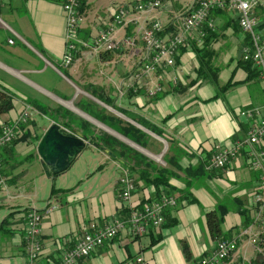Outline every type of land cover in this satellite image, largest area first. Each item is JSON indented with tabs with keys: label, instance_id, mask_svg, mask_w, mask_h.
<instances>
[{
	"label": "crops",
	"instance_id": "1",
	"mask_svg": "<svg viewBox=\"0 0 264 264\" xmlns=\"http://www.w3.org/2000/svg\"><path fill=\"white\" fill-rule=\"evenodd\" d=\"M83 1L87 10V0ZM193 1L179 0L177 5L186 8ZM168 8L171 10V6ZM114 11L111 10L106 23L102 22L97 28L86 25L83 15L75 63L65 68L62 65L66 53L63 3L0 0V71L14 76L32 90H38L46 99L73 100L79 112L59 105L58 108L70 114L66 115L67 119L77 127L72 131L99 144L90 142L75 161L80 160L72 177L68 180L61 177L56 185L47 181L37 153L39 143L27 145L22 141L0 152L3 173L7 171V175L4 173L7 187L0 186V264L28 263L25 240L29 211L44 213L41 264H59L85 232L102 229L115 219L126 218L127 207L118 197L123 169L129 170L136 180L137 190L133 196L136 206L148 204L159 191L177 200V206L166 212L169 226L151 230L143 237H134L127 229L78 264H137L141 256L146 264H197L211 254L217 244L209 234L206 215L226 201L236 202L239 206L226 214L222 225L224 235L238 240L236 258L247 264L254 261L264 264L252 242L253 235L258 233V225L254 222L245 227L246 217L241 213L243 210L252 213L256 207L254 197L260 188H264L260 174L250 168L247 154L241 155L228 170L211 172L206 168V161L216 145L231 147L247 136L251 122L241 118L240 113L264 107V83L242 61V48L249 42L248 38L230 13L213 15L216 35L204 53L210 57L207 58L211 67L208 80L199 78L200 60L195 50L205 48L192 40L190 46L179 53L174 67L161 69L143 83L144 88L139 92L125 91L124 97L120 98L122 83L140 66L142 56L134 57L126 48L108 53L85 46L111 23ZM173 12L171 10V17H174ZM256 15L264 32V0L257 7ZM122 30L125 35L120 41L133 36V27L119 29L117 34ZM10 40L14 43L10 44ZM139 49L143 51L142 44ZM124 60H129L130 68L127 70L124 66L126 72L114 75L111 72L114 63L122 66ZM18 70L38 81L47 79L46 73L51 72L71 90L54 88L56 94L53 95L21 77ZM1 77L0 86L13 93L15 99L31 101L28 99L32 98L13 89ZM48 84L56 87L51 81ZM156 84H162L164 92L156 99H149L147 90ZM228 84L233 86L226 90ZM24 104L31 105L16 101L15 109L0 117V128L16 121ZM103 113L123 127L132 126L140 131L144 145L136 144L102 123L99 116ZM37 124L43 137L49 127L38 121ZM145 124L159 129L162 136L150 131ZM22 148L28 149V154L17 160L16 150ZM146 153L162 158V164ZM30 160L38 162L35 165L37 178H27L29 169L25 166ZM157 169L170 173L167 188L156 189L148 183L150 176L157 174ZM53 188L66 193L52 197ZM262 192L264 197V190ZM49 209L53 211L47 213ZM250 227L252 236H242ZM184 245L189 248V259L184 254ZM249 250L254 251L255 257L248 262L242 253Z\"/></svg>",
	"mask_w": 264,
	"mask_h": 264
},
{
	"label": "built area",
	"instance_id": "2",
	"mask_svg": "<svg viewBox=\"0 0 264 264\" xmlns=\"http://www.w3.org/2000/svg\"><path fill=\"white\" fill-rule=\"evenodd\" d=\"M63 3V11L66 16V53L62 61L65 68L72 67L75 63V55L78 52V30L83 23L80 13L82 0H52ZM177 0H135L128 5H117L111 23L100 30L97 37L89 46L97 51L104 50L114 53L126 48L134 57L142 56L140 66L132 73L126 82L122 83L119 90L120 98L125 91L137 93L143 87V83L161 69L175 66L176 58L184 47L192 40L202 45L208 32H215L216 25L212 19L215 12L230 13L238 23L242 33L249 42L242 48V60L251 62L264 83V32L261 30V22L256 15V9L261 0H194L186 7L187 13L178 16L172 24L175 32L164 33L165 26L155 16L168 6L174 5ZM174 13V12H173ZM0 25L1 21H0ZM133 27V36L121 41L116 40L119 29ZM13 44V40L9 41ZM143 45V51L139 49ZM164 92L162 84H156L147 90L149 99H156ZM71 110H74L72 106ZM40 113L33 106L24 104L19 118L13 123L1 126L0 152L11 147L16 140L20 128L28 125L30 121ZM240 117L251 122L247 136L236 141L231 147L216 145L211 157L206 161V168L211 172L228 170L232 164L247 154L249 166L252 170L260 172L261 183L264 187V107L242 111ZM148 157L162 164V158L146 153ZM4 165L0 162V186L7 187V178L3 175ZM137 190L136 180L129 170L123 169L119 182L118 197L127 207L126 218L115 219L110 225L95 231L84 233L80 241L63 256L59 264H78L81 260L89 258L97 249L106 243L116 239L122 232L129 229L134 237H143L151 230H160L165 221L166 212L177 206V200L173 197L163 196L159 200L152 201L142 206L133 203V196ZM264 190V188H260ZM254 203L260 205V211L255 218L258 225V233L253 235V245L256 253L264 260V197L262 193L255 195ZM49 209L47 213L52 212ZM44 213L29 211L26 215V240L27 264H41L42 232ZM242 236H252V228L246 229ZM238 240H221L208 256L200 259L197 264H247L236 258ZM137 264H146L141 256Z\"/></svg>",
	"mask_w": 264,
	"mask_h": 264
},
{
	"label": "trees",
	"instance_id": "3",
	"mask_svg": "<svg viewBox=\"0 0 264 264\" xmlns=\"http://www.w3.org/2000/svg\"><path fill=\"white\" fill-rule=\"evenodd\" d=\"M178 2H179V0H177L174 3V5L171 6V10L177 11ZM85 11H86L85 3L82 0V7L80 9V13H81L82 16L84 15ZM177 13H179V12H177ZM220 13H223V12H221V11L215 12L213 15H218ZM224 13H227V12H224ZM185 14H187V13H184V15ZM175 19H176L175 16L174 17H170L169 23L164 25L165 26V32L164 33L175 32L176 29H175L174 25L172 24V22ZM260 28L262 30L263 25H261ZM214 35H216V32H208V36L205 38V40H204V42L202 44L203 46H200V47H204L205 49L199 50L198 48H195L196 53L198 54V57H199V60H200L199 78L200 79L202 78L203 80H208V71L211 70L209 62L207 60V58L208 59L210 58L209 54H204V53H206V50H207L206 48L209 45L210 40L212 39V37H214ZM188 46H190V44ZM187 47H184L182 50L186 49ZM244 63L246 65H248L254 71V73L257 75V77H259V74H258L257 70L255 69V67L253 66V64L251 62H244ZM232 86H233L232 84H228L225 88H226V90H228L229 87H232ZM15 98H16V96L13 93L8 91L6 88H3L2 86H0V117L5 115V114H7V113H10L11 111H13L15 109V105H16ZM30 104L36 110H38L39 113L42 116L49 117L52 121H55V123H57L56 122L57 121V112H52V110L49 109L46 105H44L43 103L38 102V101H30ZM132 117L134 118V120H138V121L141 122V120L139 118L134 117V116H132ZM99 120L102 123H104L105 125L115 129L116 131H118L122 135H124L127 138L131 139L136 144L144 145V142H143L144 136H143V134L140 131H138L137 129H135L134 127H132V126L123 127L122 124L118 123L117 120L105 115L104 113L99 116ZM32 122L33 121H30V123L28 125L22 126L19 129L20 133H18V136H17L16 140L13 142L11 147L19 144L22 141L23 142L24 141L25 142L29 141V139L31 138V134L28 133V131H29L28 128H29V125ZM72 125H73V123L69 121L68 123L64 124V126L62 128L65 129L68 132H73L72 131ZM145 126L150 131L156 133L159 136H162L163 133L160 132L159 129L155 128L154 126H150V125H147V124H145ZM1 132H2V129L0 128V135H1ZM42 138H43L42 136L36 138L35 139L36 143L38 144L41 141ZM89 141L91 143L99 146V144L94 143L95 140L89 139ZM11 147H9V148H11ZM156 173L157 174L155 176H153V177L150 176V179L147 180L148 183L151 186H154L156 189H159L160 187L167 188L169 186V182L168 181H169V179L171 177L170 173L167 172L166 170H163V169H157ZM257 173L260 174V172H257ZM260 179H261V174H260ZM63 193H66V191H61V190H57V189L53 188L52 197H57V196H59V195H61ZM258 193H262L263 194L262 190H259L257 192V194ZM163 196H167V194H164V193L159 191L157 193L155 199L152 200V201L159 200ZM152 201H148V203H150ZM237 208H239V206L236 205V202H232V203L230 201L222 202L220 205L217 206V208L214 211H211V212H209L206 215L208 231H209V234H210V236H211V238H212V240L214 242L218 243L221 240H228L229 239L228 236L224 235L223 229H222V225H223V222H224V217L226 216V214L230 210H234V209H237ZM240 209L242 210V208H240ZM240 209H239V211H240ZM259 211H260V205H256L255 209L252 210V213H247L248 211H246V210L245 211L243 210L241 212L246 217L245 218L246 219L245 227H249L252 223L255 222V218H256L257 214L259 213ZM167 217L168 216L165 215L166 220H167ZM163 226L167 227L169 225H167L166 221H165ZM152 236H154V235H152ZM157 240H158V238L155 239V241H157ZM260 244L264 245V240H263V242H260ZM184 254H185V256L188 259L191 257V254H190V251H189V248H188L187 245H184Z\"/></svg>",
	"mask_w": 264,
	"mask_h": 264
},
{
	"label": "rangeland",
	"instance_id": "4",
	"mask_svg": "<svg viewBox=\"0 0 264 264\" xmlns=\"http://www.w3.org/2000/svg\"><path fill=\"white\" fill-rule=\"evenodd\" d=\"M135 0H87V10L84 13V19H85V24L86 25H91L92 27L94 26V28H97L102 22H105L109 19L110 17V11L114 10L115 7L117 5H122V4H132L134 3ZM181 6V5H180ZM186 11V8L184 7H178L177 5V11H174V16L177 18L178 16H180L181 14H183ZM179 12V13H177ZM171 10L169 9H165L164 12H161L159 14H156L155 16L162 22L163 25H166L169 23L170 21V15ZM1 26V25H0ZM116 40L121 39L124 35L125 32L124 30L120 31L118 34L116 33ZM120 41V40H119ZM125 63L124 65L121 66V63H114L112 71L114 73V75H118L119 73H123L126 72L124 69V66L127 68V70L130 68V62L129 60H124ZM119 64V65H118ZM118 65V68H116ZM19 73V75L25 79H27L28 81H30L32 84L36 85L38 88H41L44 91H47L51 94H56L55 89H62V90H66V91H70L71 89L69 88V86L67 85V83H64L63 80H61L60 78L54 76L51 72H47L45 75L44 80L38 81L37 79H34L33 77H31L30 75H26L23 71L18 70L17 71ZM104 72H106L104 70ZM63 73V72H62ZM109 73V72H107ZM99 74V71H98ZM0 76H2L1 78L4 79L6 82H8V84L15 90L19 91V92H24L25 94H27L30 98L32 99H28L31 101H38L41 102L43 104H46V106H48L49 108L55 109L52 110V112H57V123H55V121H52L49 117H47L48 119H43L42 117L38 116L36 121L34 120L30 125H29V131H32L31 134V138L29 139V141H27V145H34L37 144L35 139L42 136V132H40L41 130H38V123H41L45 126H48L49 128L51 127V123H55L57 125H59L60 127L64 126V124L68 123L69 120L67 119L66 115H70L68 114V112L64 111L63 108H58L60 107H64L66 109H68L69 111L71 110V107L65 106L64 104H72V106H74V110L71 111H78L77 105L75 103H73V100L68 101V100H64V99H55V97H51L53 99H46L45 97L41 96L40 93H38L39 91L37 90H32L30 88H28L27 86H25L22 82H20L19 80H17L14 76L8 75L4 72L0 71ZM48 81H51L52 84L55 83L56 87H53V85L48 84ZM55 88V89H54ZM36 98V99H35ZM16 101H24L30 104V101H25L24 99H15ZM64 103V104H63ZM59 105V106H58ZM79 112V111H78ZM238 112V111H237ZM76 115H78V113H75ZM50 119V120H49ZM71 119V118H70ZM52 121V122H51ZM71 122V120H70ZM37 127V128H36ZM76 125L73 123L72 125V129H76ZM74 132V131H73ZM29 133V132H28ZM34 138V139H33ZM39 145V144H38ZM28 149L22 148L21 150H16V157L17 160H22L24 156H26L28 153ZM30 152V151H29ZM80 160H78V162H76L74 164V166L68 171V173H66L63 176L60 177H54L52 179H47V181L51 180L52 185L55 184L58 179H60L61 177H65L62 179H70V177H72V175L75 173L77 167H78V163ZM38 162H34L33 160L29 161V163L26 165L28 167L25 166V168H28V177L27 178H37V169L35 168V165ZM7 175V171L4 172ZM3 173V175H4ZM228 202V201H226ZM245 257V259L249 262L251 258L255 257V253L252 250L249 251H243L242 253ZM258 261V260H257ZM252 264H255V261L252 262ZM257 264V262H256Z\"/></svg>",
	"mask_w": 264,
	"mask_h": 264
},
{
	"label": "water",
	"instance_id": "5",
	"mask_svg": "<svg viewBox=\"0 0 264 264\" xmlns=\"http://www.w3.org/2000/svg\"><path fill=\"white\" fill-rule=\"evenodd\" d=\"M89 145L87 136L53 123L37 148L46 177L52 179L67 172Z\"/></svg>",
	"mask_w": 264,
	"mask_h": 264
},
{
	"label": "bare ground",
	"instance_id": "6",
	"mask_svg": "<svg viewBox=\"0 0 264 264\" xmlns=\"http://www.w3.org/2000/svg\"><path fill=\"white\" fill-rule=\"evenodd\" d=\"M65 106H68V107H71L72 108V106L71 105H69V104H64Z\"/></svg>",
	"mask_w": 264,
	"mask_h": 264
}]
</instances>
